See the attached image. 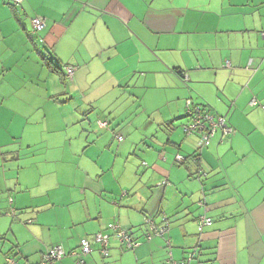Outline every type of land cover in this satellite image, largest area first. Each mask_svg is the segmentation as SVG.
Segmentation results:
<instances>
[{
  "label": "crops",
  "instance_id": "0c3cea01",
  "mask_svg": "<svg viewBox=\"0 0 264 264\" xmlns=\"http://www.w3.org/2000/svg\"><path fill=\"white\" fill-rule=\"evenodd\" d=\"M252 98L264 105V0H0V264H42L113 221L142 239L162 213L164 237L134 251L112 237L107 258L92 243L86 264H171L167 239L178 261L199 246L188 264H264V109ZM188 99L235 132L201 150L182 128ZM139 110L155 129L119 141ZM135 133L150 168L124 183L115 164Z\"/></svg>",
  "mask_w": 264,
  "mask_h": 264
},
{
  "label": "built area",
  "instance_id": "2783aa9c",
  "mask_svg": "<svg viewBox=\"0 0 264 264\" xmlns=\"http://www.w3.org/2000/svg\"><path fill=\"white\" fill-rule=\"evenodd\" d=\"M13 6L18 9L23 8V3L25 0H8ZM34 33H39L43 31L46 27L45 20L42 17H34L31 20ZM43 41V40H41ZM226 67H230V61H226ZM66 76L68 78H73L76 68L71 65H65L63 68ZM182 78L185 82L189 81V77L186 73L182 74ZM252 106L260 105L256 98H252L250 101ZM264 109V105H260ZM184 118L187 120L185 124L182 125L183 131L187 136H198L199 138V148L208 147L216 135L221 133L222 136H228L235 132L234 127L229 123L227 115L217 114L209 111L205 106L195 103L192 99H188L185 104ZM98 125L101 128H108L107 121H98ZM119 141L123 140L121 135L117 136ZM165 159V158H164ZM194 161H198V155L195 156ZM175 161L177 163H183L185 157L182 154H176ZM145 166H148L144 163ZM202 175H207L203 173ZM158 185L170 186V182L164 179ZM126 193V192H125ZM200 207H203L206 212L208 207L205 199H201L198 202ZM204 212L198 217L199 222V232L203 231L205 225L212 223L213 218L209 217L207 213ZM13 213V212H12ZM170 218L162 213L160 215V222L153 217H146L144 219V224L147 229L143 234L142 239L134 236L131 230L123 228L118 222L113 221L107 224V232H98L93 235L90 240L84 237L80 240V244L77 248L67 252L61 245H54L50 247L44 254V259L42 264H57L64 257L71 256L74 258L76 264H86V258L93 252V244L95 243L99 247V251L104 258L110 256V245L111 238L114 237L120 245L126 250H135L140 247L144 242H151L155 238L164 237L170 229ZM167 248L169 250L168 261L171 264H188L189 261L195 257L199 246L194 248L193 252L185 260L178 261L175 260L171 252V242L167 239ZM5 264H20L15 257L7 256L5 259Z\"/></svg>",
  "mask_w": 264,
  "mask_h": 264
},
{
  "label": "rangeland",
  "instance_id": "374dc122",
  "mask_svg": "<svg viewBox=\"0 0 264 264\" xmlns=\"http://www.w3.org/2000/svg\"><path fill=\"white\" fill-rule=\"evenodd\" d=\"M135 115H137L135 118L134 117L131 118L129 121H127V123L121 126L120 133L123 135L122 137L127 136V133H126L127 131L132 130L133 132L136 128H137L136 130L137 132H147V131L152 132L155 129V125L157 123L156 121H153L155 117H152L151 121H149L148 119L149 114L144 113L143 110H139V112H137ZM183 116H184V113H183ZM182 120H184L185 123L187 122L186 119H182ZM136 133L132 136V141H135L137 145L133 147V150L131 152H119V156L117 157V161L115 164V169H117L115 172V177L116 178L118 177L124 183L134 182L135 180L143 176L144 171H148L150 168V165H148L145 158L143 157L144 156L143 153L140 152L143 150L142 142H140V136L139 137L135 136ZM115 144L116 143L114 142V146L111 149V151L114 153L116 152ZM144 163H146L149 167L145 166ZM80 179L81 177L79 175V177H77L78 182Z\"/></svg>",
  "mask_w": 264,
  "mask_h": 264
},
{
  "label": "trees",
  "instance_id": "16d2710c",
  "mask_svg": "<svg viewBox=\"0 0 264 264\" xmlns=\"http://www.w3.org/2000/svg\"><path fill=\"white\" fill-rule=\"evenodd\" d=\"M58 72H60V70H59ZM198 205H199V204H198Z\"/></svg>",
  "mask_w": 264,
  "mask_h": 264
}]
</instances>
